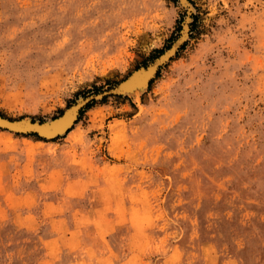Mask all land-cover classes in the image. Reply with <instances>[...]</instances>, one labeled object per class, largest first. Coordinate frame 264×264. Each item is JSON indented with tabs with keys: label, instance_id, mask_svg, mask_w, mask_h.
<instances>
[{
	"label": "rangeland",
	"instance_id": "rangeland-1",
	"mask_svg": "<svg viewBox=\"0 0 264 264\" xmlns=\"http://www.w3.org/2000/svg\"><path fill=\"white\" fill-rule=\"evenodd\" d=\"M149 86L51 139L0 128V264H264V0H188ZM177 0H0V114L47 120L162 52Z\"/></svg>",
	"mask_w": 264,
	"mask_h": 264
},
{
	"label": "water",
	"instance_id": "water-1",
	"mask_svg": "<svg viewBox=\"0 0 264 264\" xmlns=\"http://www.w3.org/2000/svg\"><path fill=\"white\" fill-rule=\"evenodd\" d=\"M177 2L186 9L187 11V16L184 19V21L181 24V29L176 36V38L169 44L167 48H165L162 52L158 53L154 58H152L149 62H147L144 65H140L134 69H132L122 80L118 81L116 84L107 87L99 92L96 93H91L88 94L84 97H79L77 98L74 102L70 103L67 105L58 115L51 119L47 120H37V119H31L30 125H35L36 121H38L37 126L41 127L43 125H46V127L40 129V130H29L27 132H16V133H23V134H33L36 135L39 138L43 139H51L54 137H57L59 135L65 134L68 132V130L74 125L76 122L79 113L81 110H83L88 104L97 101V100H102L105 97H111V96H124V91L128 87H133L135 85H140L141 81L137 80L140 79L138 76L135 78L134 74L140 70L141 68H149L151 65L154 67L153 75L151 78L148 79L146 88L149 86L150 82L152 79H154L157 75V72L159 69L164 66L174 55H176L177 51L181 48V46L185 43L188 33H189V23H190V5L188 0H177ZM125 84L122 88L121 85ZM73 108V111L75 112V118L73 119L72 123L70 126H68L64 131L61 130L64 128V123H58L59 119H61L66 112H68L70 109ZM17 119H22V118H17ZM17 119H11L12 122H17ZM49 122V123H47ZM47 123V124H46ZM54 123V124H53ZM48 127V128H47ZM41 130H47L45 131L46 133H42ZM10 131V130H9ZM55 133L53 137L47 138L44 137L42 134H51Z\"/></svg>",
	"mask_w": 264,
	"mask_h": 264
},
{
	"label": "bare ground",
	"instance_id": "bare-ground-1",
	"mask_svg": "<svg viewBox=\"0 0 264 264\" xmlns=\"http://www.w3.org/2000/svg\"><path fill=\"white\" fill-rule=\"evenodd\" d=\"M153 71H154V67L151 65L149 68H141L140 70H138L134 76L135 78L138 76L140 79H137L139 81H141L140 85H135L133 87H128L125 91L124 94L128 95V94H137L140 93L142 90L146 89V85L148 82V79L152 77L153 75ZM125 84L121 85V88L124 86ZM75 118V112L73 111V108L70 109L68 112H66V114L59 119L58 123H64V128H62V131H64L68 126L71 125L73 119ZM17 122H12L11 119L6 118L4 116H2L0 114V128L6 129V130H10V131H16V132H27L29 130H40L44 127H46V125H43L41 127L37 126L38 121H36L35 125H30L31 119L29 118H22V119H17ZM49 121V120H47ZM49 123V122H47ZM46 123V124H47ZM54 124V123H53ZM48 128V127H47ZM42 133H46L45 131L47 130H41ZM55 134V133H54ZM53 133L51 134H42L44 137L47 138H51L54 136Z\"/></svg>",
	"mask_w": 264,
	"mask_h": 264
},
{
	"label": "trees",
	"instance_id": "trees-1",
	"mask_svg": "<svg viewBox=\"0 0 264 264\" xmlns=\"http://www.w3.org/2000/svg\"><path fill=\"white\" fill-rule=\"evenodd\" d=\"M117 97H120V96H117ZM90 105H91V104H88L87 107H90ZM87 107H86V108H87ZM32 136H34V135H32Z\"/></svg>",
	"mask_w": 264,
	"mask_h": 264
}]
</instances>
